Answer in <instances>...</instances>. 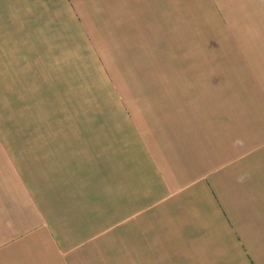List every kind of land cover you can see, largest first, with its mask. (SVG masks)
Masks as SVG:
<instances>
[{
  "label": "crops",
  "instance_id": "1",
  "mask_svg": "<svg viewBox=\"0 0 264 264\" xmlns=\"http://www.w3.org/2000/svg\"><path fill=\"white\" fill-rule=\"evenodd\" d=\"M0 264H264V0H0Z\"/></svg>",
  "mask_w": 264,
  "mask_h": 264
}]
</instances>
